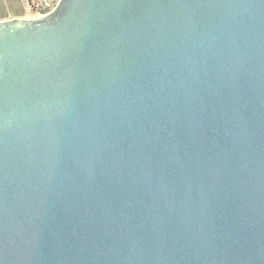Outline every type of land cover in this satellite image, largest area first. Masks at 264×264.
Here are the masks:
<instances>
[{"label": "water", "instance_id": "obj_1", "mask_svg": "<svg viewBox=\"0 0 264 264\" xmlns=\"http://www.w3.org/2000/svg\"><path fill=\"white\" fill-rule=\"evenodd\" d=\"M0 264H264V0L0 21Z\"/></svg>", "mask_w": 264, "mask_h": 264}, {"label": "built area", "instance_id": "obj_2", "mask_svg": "<svg viewBox=\"0 0 264 264\" xmlns=\"http://www.w3.org/2000/svg\"><path fill=\"white\" fill-rule=\"evenodd\" d=\"M61 0H26V7L20 18L38 19L53 14Z\"/></svg>", "mask_w": 264, "mask_h": 264}, {"label": "rangeland", "instance_id": "obj_3", "mask_svg": "<svg viewBox=\"0 0 264 264\" xmlns=\"http://www.w3.org/2000/svg\"><path fill=\"white\" fill-rule=\"evenodd\" d=\"M25 7L26 0H0V21L20 18Z\"/></svg>", "mask_w": 264, "mask_h": 264}]
</instances>
